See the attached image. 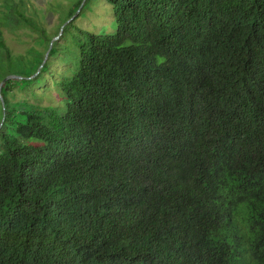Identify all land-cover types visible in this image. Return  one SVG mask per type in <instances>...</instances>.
<instances>
[{"label": "trees", "instance_id": "obj_1", "mask_svg": "<svg viewBox=\"0 0 264 264\" xmlns=\"http://www.w3.org/2000/svg\"><path fill=\"white\" fill-rule=\"evenodd\" d=\"M107 1L1 132L0 264H264V0Z\"/></svg>", "mask_w": 264, "mask_h": 264}, {"label": "rangeland", "instance_id": "obj_2", "mask_svg": "<svg viewBox=\"0 0 264 264\" xmlns=\"http://www.w3.org/2000/svg\"><path fill=\"white\" fill-rule=\"evenodd\" d=\"M115 26L107 0H0V143L25 110L64 104L56 81L77 68L79 30Z\"/></svg>", "mask_w": 264, "mask_h": 264}]
</instances>
